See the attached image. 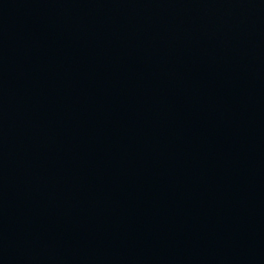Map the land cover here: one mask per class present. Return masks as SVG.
Segmentation results:
<instances>
[{
    "label": "water",
    "instance_id": "water-1",
    "mask_svg": "<svg viewBox=\"0 0 264 264\" xmlns=\"http://www.w3.org/2000/svg\"><path fill=\"white\" fill-rule=\"evenodd\" d=\"M0 264H264V0H0Z\"/></svg>",
    "mask_w": 264,
    "mask_h": 264
}]
</instances>
